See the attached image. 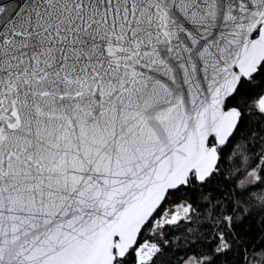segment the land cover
<instances>
[{
    "label": "snow or ice",
    "instance_id": "obj_1",
    "mask_svg": "<svg viewBox=\"0 0 264 264\" xmlns=\"http://www.w3.org/2000/svg\"><path fill=\"white\" fill-rule=\"evenodd\" d=\"M0 264H264V0H0Z\"/></svg>",
    "mask_w": 264,
    "mask_h": 264
}]
</instances>
